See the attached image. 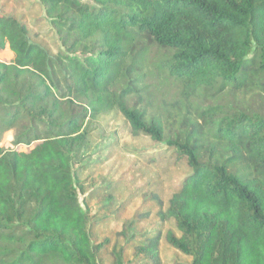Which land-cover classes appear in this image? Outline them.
I'll use <instances>...</instances> for the list:
<instances>
[{
    "label": "trees",
    "instance_id": "obj_1",
    "mask_svg": "<svg viewBox=\"0 0 264 264\" xmlns=\"http://www.w3.org/2000/svg\"><path fill=\"white\" fill-rule=\"evenodd\" d=\"M37 1L65 47L57 53L0 10V48L12 53L0 59V264H103L105 240L91 231L110 222L123 240L110 264H126L129 249L164 264L162 242L191 264H264V0ZM239 93L258 105L228 99ZM170 104L185 115L169 132L157 108ZM113 111L187 160L190 174L157 211L176 229L136 238L117 200L102 214L88 205L105 186L80 200L87 124Z\"/></svg>",
    "mask_w": 264,
    "mask_h": 264
},
{
    "label": "rangeland",
    "instance_id": "obj_2",
    "mask_svg": "<svg viewBox=\"0 0 264 264\" xmlns=\"http://www.w3.org/2000/svg\"><path fill=\"white\" fill-rule=\"evenodd\" d=\"M0 10L25 21L31 39L41 43L51 53H57L65 48L53 28L51 19L45 15L43 6L37 0H0ZM0 59L10 61L11 51L8 48H0ZM235 96V101H241L254 108L259 103L250 94L239 93L229 96L228 99H234L231 97ZM205 99V96H200V101ZM157 109H161L159 111L165 114L169 132L173 127L180 125L185 115V110L178 105L170 104L165 109L159 106ZM148 110L152 112L156 108L151 105ZM186 115L193 117L188 111ZM87 129L86 145L77 154L74 164L77 177L79 180H84L86 187L85 192H79L82 203L87 206L85 195L90 196L93 189L105 186L91 195L88 205L93 211L102 214L112 211L115 207L112 206V210L108 207L117 200L116 210H119L124 220L133 216L136 218L137 221L133 226L136 238L146 239L149 234L158 232V227L161 228L160 231H166L167 228L176 229L172 220L161 221L157 211L159 201L165 205L172 192L180 187L185 177L190 174L191 169L187 160L167 152L165 144L154 143L144 134L133 135L126 120L118 111L92 118L87 124ZM2 143L5 147L15 146L11 130L3 133ZM18 147L23 150L29 149L25 145ZM155 148L157 154L150 157ZM237 165L241 171L249 172L246 163ZM108 185L113 191L107 189ZM116 186L119 187L116 189ZM110 192L117 195L111 202ZM151 196L156 197L154 201L150 199ZM113 229L114 223L110 222L95 226L91 231L95 242L105 240L99 249V258L103 264H110L109 250L113 244L118 246L123 241L117 233L112 232ZM160 255L164 264H170L175 259L191 264L190 256L175 251L165 242L161 243ZM126 264H151V262L129 249L126 253Z\"/></svg>",
    "mask_w": 264,
    "mask_h": 264
}]
</instances>
